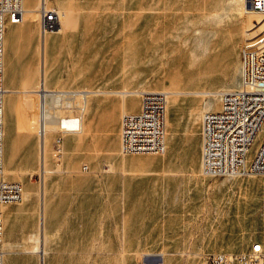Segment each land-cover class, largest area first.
I'll use <instances>...</instances> for the list:
<instances>
[{"label": "crops", "instance_id": "crops-1", "mask_svg": "<svg viewBox=\"0 0 264 264\" xmlns=\"http://www.w3.org/2000/svg\"><path fill=\"white\" fill-rule=\"evenodd\" d=\"M36 1L27 5L23 0L24 9L35 7ZM47 1L58 8L72 2ZM243 6L244 0L215 4L211 15L216 27L205 43L207 54L201 55L219 61L215 73L237 48L239 80ZM24 16L18 22L6 21L3 39L7 91L2 165L8 171L3 177L20 181L24 189L20 201L0 204L3 264H142L154 263L159 252L161 264H186L190 259L204 264L205 252L243 251L253 241L264 247V232L259 238L257 231L263 220L257 200L264 195V178L212 179L200 173L201 114L213 109L210 102L196 94H170L164 150L121 153V119L140 110L139 91L168 85L152 78L149 61L133 69L120 52L124 42L82 36L75 46L66 30L42 32L38 15ZM203 83L172 87L203 88ZM42 86L56 96L44 104L45 120L27 102L20 116L24 94ZM35 113L39 125L48 126L43 135L42 196L39 179L32 177L41 160ZM71 118L78 120L75 129L65 128L75 122ZM57 137L59 161L53 154ZM252 178L261 187L242 213L244 184ZM219 232L221 238H239L242 245L205 249ZM37 238L44 255L29 249Z\"/></svg>", "mask_w": 264, "mask_h": 264}, {"label": "built area", "instance_id": "built-area-1", "mask_svg": "<svg viewBox=\"0 0 264 264\" xmlns=\"http://www.w3.org/2000/svg\"><path fill=\"white\" fill-rule=\"evenodd\" d=\"M240 39V80L238 86L217 91L219 107L204 109L201 114L202 146L200 173L203 176L245 177L264 176V134L251 158L249 147L264 122V0H248L247 7L262 16L250 24L244 21ZM42 32L57 29L60 24L58 7L40 0L36 9ZM23 0H0V204L20 201L23 187L18 180L3 177V104L6 88L3 85L4 30L6 21L18 22L24 16ZM74 93V91H71ZM141 107L138 112L126 113L121 119L120 152H162L165 147V111L170 95L168 89L145 88L139 91ZM70 119V118H69ZM70 127L75 129L77 121ZM43 136L44 127L36 129ZM60 137L54 145L59 161ZM0 211V242L2 239ZM0 248V264H3ZM204 264H264V247L251 242L243 251H211L203 254Z\"/></svg>", "mask_w": 264, "mask_h": 264}, {"label": "rangeland", "instance_id": "rangeland-1", "mask_svg": "<svg viewBox=\"0 0 264 264\" xmlns=\"http://www.w3.org/2000/svg\"><path fill=\"white\" fill-rule=\"evenodd\" d=\"M35 1L25 0V4H33ZM52 1L55 2V0ZM226 1L230 2V0ZM217 2L219 0H72L70 5L68 2L61 4L63 7H59V10L63 18L62 29L67 31L69 40L75 46L78 45V41H80L82 36H97L101 42L107 37L114 38L116 43L124 42L126 48L120 50V52L125 54L127 62L132 63L133 69L141 62L149 61L153 73L152 78L168 85L163 89L173 88L172 85L174 84L198 86L204 82L203 88H173L168 90L170 92L185 91L199 95L204 102H210L212 108L216 109L219 106L218 98L213 95L203 97L200 93H212L219 91V89L233 88L238 85L239 81V52L237 48L230 52L227 63L215 73L213 70H216V66H219V61L213 58L209 60L202 58L207 54L206 45L209 43L211 33L216 27L212 20L211 10H213ZM244 6V21L246 24H250L252 20L259 21L262 19V16L256 13H248L245 2ZM25 8L27 9L28 7L25 6ZM32 8L34 7L30 9ZM28 15H31L30 17L33 19L36 16L26 11L24 17ZM35 21L37 22V19ZM117 61L122 62V59H117ZM131 91L138 92L139 90ZM24 98L25 101L18 105L20 116L25 111V102L29 106L33 104L32 107L36 111L38 108L36 97L33 94L26 92ZM10 100L11 97H8V102ZM35 118L38 128L39 122L36 113ZM46 129H48V126H46ZM263 134L264 122L249 147V158L254 154ZM41 143L40 138V148ZM43 159V150L41 148L40 166L36 172H31L33 173L32 177L36 180L39 179L41 196L45 174L41 177L39 169ZM5 170L7 169L4 168ZM17 174L19 173L17 172ZM253 176L264 178L261 175ZM221 177L227 176H214L211 178ZM244 185V191L246 190L247 195L241 198L242 213L245 212L244 210L248 203L251 204L256 200V195H258L256 190L261 187L258 179L253 178L249 179ZM260 192L262 191L260 190ZM257 201V211L263 219L257 228L258 237L261 238L264 232V195L259 196ZM215 230V233H217L220 228ZM220 233L216 239L213 238L206 243L205 249H230L242 245V241L239 238H231L230 235L221 238ZM188 235H191V233ZM34 245L35 243L31 244L29 249H32ZM148 253L142 252V256L148 255ZM161 253L157 254L159 257L154 263L147 261L142 264H158V258H160L159 264H161ZM121 264H125V262L122 261ZM186 264L196 263L193 259H190Z\"/></svg>", "mask_w": 264, "mask_h": 264}, {"label": "bare ground", "instance_id": "bare-ground-1", "mask_svg": "<svg viewBox=\"0 0 264 264\" xmlns=\"http://www.w3.org/2000/svg\"><path fill=\"white\" fill-rule=\"evenodd\" d=\"M247 1L248 0H244V2L246 3V7H247ZM38 6H39V0H38V2L36 3V5H35V7L34 8H32V9H30V8H25V13H26V11L29 13V14H31V13H33V14H35L36 16H37V11H36V9L38 8ZM247 9H248V13H253L252 11H250L249 10V8L247 7ZM31 16V15H30ZM33 19V18H32ZM35 19V18H34ZM60 20H61V24H60V26L57 28V29H55L56 31H60L61 29H62V26H63V18H62V16H61V12H60ZM52 31V30H51ZM42 83V82H41ZM178 93H187V94H192L191 92H185V91H173V92H171L170 94H178ZM31 94H33L35 97H36V102L38 103V116H40V119H41V121L43 122L45 119V114H44V104L45 103H47L46 102V99H47V97H52L53 99H55V95L53 94V91H49L48 89H46V87L45 86H42L41 88H40V90H38V91H36V92H33V93H31ZM200 95H202L203 97H205V96H209V95H213L214 97H216V98H218L217 97V92H212V93H208V92H205V93H200ZM78 121V120H77ZM72 123V122H71ZM41 125H39V127H40ZM44 129L46 130V128H45V126H44ZM43 135H44V132H43ZM41 148H42V150H43V142H44V136H41ZM7 173L8 171L7 170H3V173ZM39 173H40V175H41V177H43L44 176V173H45V170H44V167L42 166L41 167V169L39 170ZM42 179V178H41ZM44 182V181H43ZM39 242H41V240L39 239V238H37L36 239V242H35V246L31 249V251H37V252H39L41 255H44V249H42L41 251H40V249H39ZM4 255V254H3ZM157 257H159L158 255H157ZM159 260H160V258H158V264H159Z\"/></svg>", "mask_w": 264, "mask_h": 264}]
</instances>
